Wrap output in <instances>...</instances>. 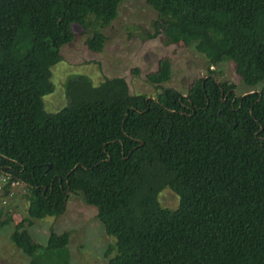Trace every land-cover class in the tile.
Instances as JSON below:
<instances>
[{"label": "trees", "instance_id": "obj_1", "mask_svg": "<svg viewBox=\"0 0 264 264\" xmlns=\"http://www.w3.org/2000/svg\"><path fill=\"white\" fill-rule=\"evenodd\" d=\"M122 1L0 0L1 194L10 183L27 192L9 240L28 264L65 250L67 232L39 245L23 222L56 218L78 195L112 239L107 264H264V0H142L162 20L150 37L192 48L207 75L184 96L162 88L155 99L120 77L93 86L77 75L66 105L46 113L70 25L100 53ZM221 63L253 91L234 97L210 69ZM170 75L161 58L145 80L160 87ZM161 188L175 209L158 206Z\"/></svg>", "mask_w": 264, "mask_h": 264}, {"label": "rangeland", "instance_id": "obj_2", "mask_svg": "<svg viewBox=\"0 0 264 264\" xmlns=\"http://www.w3.org/2000/svg\"><path fill=\"white\" fill-rule=\"evenodd\" d=\"M161 21L142 0H123L115 20L102 30L106 41L100 53L90 52L84 45L86 34L79 26L70 25L73 40L60 48L61 59L49 70L53 91L42 97L43 110L55 113L66 105L65 82L77 75L85 77L93 86L105 78L120 77L131 94L152 99L162 88L173 89L184 96L194 80L207 75L208 62L192 48L163 45L159 34L151 38L158 31L155 23ZM161 58L169 59L171 75L168 82L157 87L146 82L145 74L154 72ZM210 69L219 82L234 85L235 97L253 91L239 82L229 63ZM26 194L23 186L16 183H10L7 196L0 191V221L9 218L0 226V264H28L29 258L9 240L15 223L26 218ZM157 203L160 208L173 210L176 198L169 190L161 188ZM23 223L39 245L46 243L50 232L69 234L65 250L39 257L43 264H107L105 251L112 239L105 236L95 209L85 205L78 195L68 196L64 211L58 217Z\"/></svg>", "mask_w": 264, "mask_h": 264}, {"label": "built area", "instance_id": "obj_3", "mask_svg": "<svg viewBox=\"0 0 264 264\" xmlns=\"http://www.w3.org/2000/svg\"><path fill=\"white\" fill-rule=\"evenodd\" d=\"M6 180L7 179H5L4 177H2L1 175H0V191H1V189H2V186L6 183ZM17 184V183H16Z\"/></svg>", "mask_w": 264, "mask_h": 264}, {"label": "flooded vegetation", "instance_id": "obj_4", "mask_svg": "<svg viewBox=\"0 0 264 264\" xmlns=\"http://www.w3.org/2000/svg\"><path fill=\"white\" fill-rule=\"evenodd\" d=\"M230 91H231V92H233V94H234V97H235V92H234V89H231ZM254 91H255V90H254ZM255 92H256V91H255ZM243 95H244V94H243ZM226 96H227V95H225V97H224V98H226ZM239 96H242V95H239ZM224 100H225V99H224ZM224 100H222V101L224 102Z\"/></svg>", "mask_w": 264, "mask_h": 264}]
</instances>
